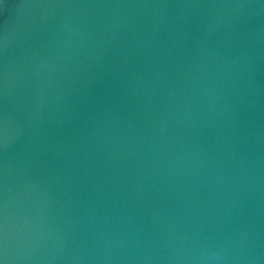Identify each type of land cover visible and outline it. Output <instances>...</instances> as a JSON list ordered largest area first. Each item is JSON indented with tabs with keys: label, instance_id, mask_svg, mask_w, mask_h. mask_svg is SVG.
I'll use <instances>...</instances> for the list:
<instances>
[{
	"label": "water",
	"instance_id": "95a60500",
	"mask_svg": "<svg viewBox=\"0 0 264 264\" xmlns=\"http://www.w3.org/2000/svg\"><path fill=\"white\" fill-rule=\"evenodd\" d=\"M0 264H264V0H0Z\"/></svg>",
	"mask_w": 264,
	"mask_h": 264
}]
</instances>
